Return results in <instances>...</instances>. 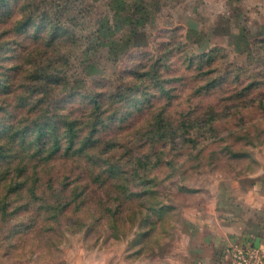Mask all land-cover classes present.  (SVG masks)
<instances>
[{
  "label": "rangeland",
  "instance_id": "obj_1",
  "mask_svg": "<svg viewBox=\"0 0 264 264\" xmlns=\"http://www.w3.org/2000/svg\"><path fill=\"white\" fill-rule=\"evenodd\" d=\"M31 2L67 32L5 87L33 26L0 6V264H192L264 180V0Z\"/></svg>",
  "mask_w": 264,
  "mask_h": 264
},
{
  "label": "crops",
  "instance_id": "obj_2",
  "mask_svg": "<svg viewBox=\"0 0 264 264\" xmlns=\"http://www.w3.org/2000/svg\"><path fill=\"white\" fill-rule=\"evenodd\" d=\"M200 231L191 250L192 264H229L225 246L230 240L264 245V180L246 188L236 187L234 201Z\"/></svg>",
  "mask_w": 264,
  "mask_h": 264
},
{
  "label": "trees",
  "instance_id": "obj_3",
  "mask_svg": "<svg viewBox=\"0 0 264 264\" xmlns=\"http://www.w3.org/2000/svg\"><path fill=\"white\" fill-rule=\"evenodd\" d=\"M0 6L1 12H3V18L8 17V15L12 14L13 10L17 8L19 16L15 19L14 25L16 27L15 31H17L18 34L24 33L28 27L33 26L30 33L31 37L29 38L28 43L21 45L19 54H17L15 57L17 58L16 62L8 67L9 72L7 74H2L4 78H6L5 84L3 86L9 87L13 82H15V80L19 78V76L24 75L29 77L33 71L32 68V70H29L28 73H25L21 64L24 58L27 57V53L29 52L28 46L30 43L32 42L31 45L38 47V49L40 46H49V44L55 40L59 31L58 28L61 29V33H63L67 32V27L58 25V21L53 20L52 17H49L48 12L46 11H41L39 16H37L38 14H34V7L38 5L34 6V3L31 2V0H0ZM56 6L58 8L61 7L59 4H56ZM49 30L51 32H49ZM0 67L2 66L0 65ZM99 121L104 122L105 120L101 118ZM72 124V122H68L66 125L67 128H64L68 143L67 148L71 147L77 139V131L76 129H73ZM44 125L46 127L40 130V134H45L49 130L53 131L55 129V124L52 125L51 123L49 124V122H45ZM53 145L57 148L59 143L55 141Z\"/></svg>",
  "mask_w": 264,
  "mask_h": 264
},
{
  "label": "built area",
  "instance_id": "obj_4",
  "mask_svg": "<svg viewBox=\"0 0 264 264\" xmlns=\"http://www.w3.org/2000/svg\"><path fill=\"white\" fill-rule=\"evenodd\" d=\"M229 264H263L264 245H246L238 240H230L225 246Z\"/></svg>",
  "mask_w": 264,
  "mask_h": 264
}]
</instances>
